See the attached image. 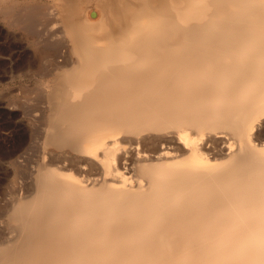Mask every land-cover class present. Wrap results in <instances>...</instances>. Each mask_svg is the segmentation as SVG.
<instances>
[{
    "label": "bare ground",
    "instance_id": "bare-ground-1",
    "mask_svg": "<svg viewBox=\"0 0 264 264\" xmlns=\"http://www.w3.org/2000/svg\"><path fill=\"white\" fill-rule=\"evenodd\" d=\"M0 38V264H264V0H0Z\"/></svg>",
    "mask_w": 264,
    "mask_h": 264
},
{
    "label": "rangeland",
    "instance_id": "rangeland-1",
    "mask_svg": "<svg viewBox=\"0 0 264 264\" xmlns=\"http://www.w3.org/2000/svg\"><path fill=\"white\" fill-rule=\"evenodd\" d=\"M1 42H2V39L0 38V43ZM3 46H4V48L2 50H0V51H2L0 53V59L8 65L9 70H7V73L10 74L12 72L10 68L14 64V57L12 55L13 49L10 47L8 48L7 45L6 46L3 45ZM9 53H10V55H9ZM11 62L13 64H11ZM5 79H6V76H5ZM13 119H15L13 112L9 111V114H8V110L5 109L4 107L0 106V146H1L0 151L7 149L8 146H9L8 148H10L11 146L14 145V142L16 143V141H17L16 140L17 139V133L14 130L15 129L14 126H12L13 121H14ZM15 133H16V135H15ZM2 146H4V147H2ZM5 146H7V147H5ZM5 164H6L5 161L3 159H0V167L2 166V168H4L5 166H7V164L6 165ZM8 177H10V176H8V174L7 175L5 174L3 177L0 178V202L1 203H4L3 199L5 200V198H6V200H7L10 197L9 192H11V191H9V190H10L11 186L5 180V178H7V180H8ZM5 192H7L8 194Z\"/></svg>",
    "mask_w": 264,
    "mask_h": 264
}]
</instances>
